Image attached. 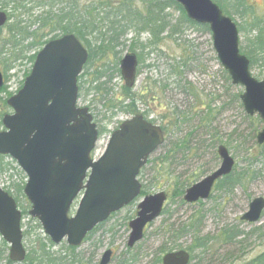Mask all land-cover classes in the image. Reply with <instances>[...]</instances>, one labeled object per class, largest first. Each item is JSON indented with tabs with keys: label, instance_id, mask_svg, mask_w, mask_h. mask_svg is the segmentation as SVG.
I'll use <instances>...</instances> for the list:
<instances>
[{
	"label": "rangeland",
	"instance_id": "obj_1",
	"mask_svg": "<svg viewBox=\"0 0 264 264\" xmlns=\"http://www.w3.org/2000/svg\"><path fill=\"white\" fill-rule=\"evenodd\" d=\"M32 1L38 2V0ZM90 1L92 0H81V6L87 5ZM248 1L263 18L264 0ZM213 2L218 4L216 0ZM141 3V0H138L139 11L145 13V6ZM223 5L230 13L229 18L239 26L243 20L241 21L232 10L234 2L227 1ZM27 7L31 10L34 8L33 5ZM0 11L6 12L1 7ZM18 14L21 16L28 14L27 20L31 21L35 11L31 14L25 10L12 12L13 16ZM158 16L163 18L166 26L157 41L153 40L150 28L140 33L135 30L136 28L134 30L129 28L119 39L117 46L110 44L109 49L104 52L105 55L100 58L98 55L94 56V61L84 73L88 75L86 78L88 80L91 79L89 77L91 72L102 65L118 66L126 53L139 55L141 68L132 93H139V88L142 86L152 87L156 101L154 98H149L147 111L149 116L156 119L158 126L163 128L165 143L149 157L148 164L140 171L138 181L142 188L145 187L146 196L159 192L167 195L165 204L167 214L148 227L143 240L124 256L129 232L127 226L135 218L136 206L143 199L139 197L112 215L74 253L66 250L65 241L59 245L49 243L52 246H49L47 251L52 259L60 260L50 263L46 259L37 264H97L106 250H111L113 253L109 264H118L123 256L128 257L137 253L139 260L136 264H151L154 259L162 257L163 247L165 251L185 250L192 244L191 236L182 235L176 238L168 228L170 225L174 226V230L184 227L199 213L203 215L202 236L216 238L225 228L229 230L236 228L241 236L225 245L212 239L213 242L208 245L207 250L195 251L191 264H244L264 250V211L261 220L256 224L250 225L240 221V217L247 212L252 200L264 199V145L258 146L255 141L257 133L262 128V121L258 116L249 117L244 112L240 102L244 90L231 84L227 73L217 60L209 30L185 22L175 6L167 8ZM12 23V20H8L1 28L0 41L8 34V25ZM257 35V30L239 33V48L243 55L246 56V47ZM96 39L95 35H92L88 42L89 46L87 43L83 44L89 54L99 45ZM8 44L0 55V71L4 76L6 88L4 93H0V123L4 114L12 113L5 102L22 87L33 64H30L29 58L39 51L14 55L15 61H12L13 52L9 48L12 44L11 42ZM3 58L6 61L2 60ZM91 66L92 70H90ZM250 73L257 81L264 79V67L261 68L260 65L250 67ZM113 78L115 79L107 84L108 88H111L109 98L123 99L122 107H124L126 96L123 83L119 77L113 76ZM105 82L108 80L106 79ZM86 89H89V86L85 85L83 99L78 101L77 105L92 109L101 132L91 154L96 160L103 154L111 132L129 116L123 110L111 116V113L105 110V98L99 93L87 94ZM135 112H137L136 108ZM206 114L208 116H205ZM2 130L0 124V131ZM181 142H185L187 148H190L183 154L174 149ZM219 145L226 147L234 160L235 172L245 174L244 185L236 187L229 196L213 190L209 200L203 202L201 206L181 204L175 194L177 185L182 184L185 191L216 170L220 165L216 154ZM3 163L8 166L0 177V188L9 191L23 214L21 227L23 233H28L27 236H23V245L28 254L31 250H36L40 243L47 244L48 237L38 221L27 215L30 205L23 193L18 196L14 193V185H18L23 190L26 183L25 174L9 157H5ZM77 205L78 201L73 204L70 216L74 215ZM7 260L8 246L4 247L0 237V264H6Z\"/></svg>",
	"mask_w": 264,
	"mask_h": 264
},
{
	"label": "water",
	"instance_id": "obj_2",
	"mask_svg": "<svg viewBox=\"0 0 264 264\" xmlns=\"http://www.w3.org/2000/svg\"><path fill=\"white\" fill-rule=\"evenodd\" d=\"M186 18L206 25L213 49L232 85L244 89L240 101L248 116L258 115L262 129L256 143L264 145V79L257 81L249 72V60L239 51L236 24L212 0H173ZM0 11V29L7 23ZM264 41V34H263ZM88 53L72 34L47 42L37 53L21 89L6 100L12 110L1 119L0 155L14 160L27 177L23 189L31 209L52 244L62 241L79 247L88 233L112 214L133 202L141 192L137 177L147 159L164 143L160 127L141 116L124 121L108 140L97 159L91 153L98 142V131L87 108L77 107V78ZM137 60L127 53L120 61L126 88L136 83ZM4 85L0 71V88ZM220 166L185 190L183 201H206L215 182L228 176L234 160L223 145L217 148ZM80 193H82L80 195ZM80 201L73 216L72 203ZM167 196L164 192L145 196L137 205L136 217L129 222L127 247L143 239L144 228L160 216ZM264 199L256 198L240 220L250 225L261 220ZM0 236L9 246L8 258L20 264L26 258L22 244L21 213L16 202L0 188ZM112 252L103 253L98 264H109ZM185 251L168 253L162 264H188Z\"/></svg>",
	"mask_w": 264,
	"mask_h": 264
},
{
	"label": "trees",
	"instance_id": "obj_3",
	"mask_svg": "<svg viewBox=\"0 0 264 264\" xmlns=\"http://www.w3.org/2000/svg\"><path fill=\"white\" fill-rule=\"evenodd\" d=\"M216 1L218 2L217 5L222 10L223 14L228 17H230V13L223 4L225 2L227 3V1L234 2V5L231 8L234 13L239 16L241 21L243 20V22H241L238 26L239 33L244 34L256 30L258 31V35L254 38V40L250 41V45L246 47L245 54L250 61V67L260 65L261 68H263L264 42L262 39V33L264 30V17L262 18L257 14V9H254L253 5L248 0ZM141 2V4L145 6V13H140L138 0H92L88 2L87 5L83 4V6H81V0H38V2H34L32 0H0V7L6 11L8 20H12L13 22L12 25H8V34L0 41V55L3 53L2 49L6 47L5 45L9 42L12 44V46H9L11 49L10 51L13 52L12 61H15L14 55H23L26 52L38 51L47 42L58 39L64 35L72 34L82 43V45L87 43V46H89L88 42L91 36L95 35L99 45L90 54L88 53V61H90L96 55H98L99 58L105 55L104 52L109 49L110 44L117 46L119 39L129 28H132L133 30L136 28L135 30L139 33L144 29L150 28L153 40L157 41L166 26V23L163 22V18L158 15L162 14L171 6H175L177 8V10L182 14L185 22L196 26L195 23H192L186 18L183 9L173 0H141ZM29 5H33L34 8L31 10V8L27 7ZM21 10L28 11L30 14L35 11L34 18L29 21L27 20L29 17L28 14H23L22 16L21 14H18V16L12 15V12ZM156 12L158 15H156ZM202 27L208 29L207 26ZM36 54L37 53H33L29 58L30 64L33 63ZM2 60L6 61L5 58ZM111 70L112 68L110 67H101L97 72L91 74V76H89L91 79L86 82L89 89L86 90L87 94L91 92L96 94L99 93L102 98H105L106 111H109L111 116H115L118 111L120 112L123 110L127 113L128 110L126 106L122 107L123 101L119 102L118 99L113 97L109 98L111 88H108V82H100L102 78L109 79V81L113 78L114 73H112ZM5 90L6 88L4 85L0 89V93H4ZM128 94V90H125L126 97ZM190 94H192V92ZM136 101L137 100H133V103ZM204 108L205 106L202 110H204ZM208 109L209 108L207 107V110ZM113 111L115 113H113ZM205 116H208V114ZM174 149L175 151H181L182 154L185 151L190 150V148H187L185 142H181L180 145H176ZM4 159L5 157L0 156V163H2L0 164V177L4 173L5 167L8 166L3 163ZM245 180V174H237L234 168L230 175L224 177L215 185V190L229 196L233 193V190L236 187L244 185ZM13 188L15 195L18 196L21 194L22 189L18 185H14ZM183 189H185L184 186L180 184L177 185V189L175 190L176 197L180 199L181 204H184L181 200L184 193ZM7 193L11 195L9 191ZM144 195H146L145 187L142 188L140 197ZM202 204L203 202H199L196 205L201 206ZM163 213L167 214V210H164ZM103 224H100L91 233H89L84 242L88 241L91 236H93V234L102 227ZM168 229H170L173 236L176 238H179L182 235H189L192 237V244L185 249L190 254V263L194 260L193 254L195 251L207 250L209 247L208 245L213 242V240L218 241L219 244L225 245L231 243L236 237L241 236V233L236 228H231L230 230L225 228L216 238L202 236L203 215L200 213L193 216L184 227H179L174 230V226L170 225ZM27 234V232H24V236H27ZM46 243L47 244L40 243L36 250H31L27 254L24 263L37 264V262H42L46 259L48 262L52 263L55 260H60L59 258L52 259L49 251H47L49 246L52 245L49 244L50 241L48 239H46ZM2 244L6 248V244L3 241ZM66 250L70 253H74L76 248L66 247ZM129 252H131L130 249L126 248L124 256ZM124 256L118 261V264H136L139 260L138 253L131 254L128 257ZM6 264L12 263L7 260ZM151 264H160V258L154 259ZM244 264H264V250L259 252V254L251 258L249 262Z\"/></svg>",
	"mask_w": 264,
	"mask_h": 264
},
{
	"label": "flooded vegetation",
	"instance_id": "obj_4",
	"mask_svg": "<svg viewBox=\"0 0 264 264\" xmlns=\"http://www.w3.org/2000/svg\"><path fill=\"white\" fill-rule=\"evenodd\" d=\"M127 54V53H126ZM125 55H123V57H124ZM122 57V58H123ZM135 57H136V60H137V67H136V81H137V77H138V74H139V72H140V61H139V55H135ZM99 58V57H98ZM122 60V59H121ZM120 60V61H121ZM94 60H93V58H92V60H90V61H88L87 60V63H86V65L83 67V69H82V72H81V74L79 75V77L77 78V89H78V94H77V103H78V101H80L81 99H83V92H84V88H85V85H87V81L90 79H86V77H87V75L84 73V70H88V66H89V64H91L92 62H93ZM120 61H119V65L118 66H115V65H113V66H108V65H102V66H100V67H98V68H96L95 70H93L92 72H91V74H93V73H95V72H97L101 67H110V68H112V73H114V76H117V77H119L120 79H121V81H122V83H123V86H124V89L125 90H128V92H129V94L127 95V97H126V99H125V106H126V108H127V110H128V112L126 113L128 116H129V118H127L126 120H129V119H131V118H133L134 116H141L146 122H149V123H151L152 125H156V126H158V124H157V121H156V119H154V117H152V116H149V111H147V109H148V102H149V98H154L153 97V91H152V87H146V86H142V87H140L139 88V93H137V94H135V93H132L133 91H134V88H135V84H134V87L133 88H126L125 87V85H124V82H123V79H122V76H121V72H120ZM92 66H93V64H92ZM92 66L90 67V70H92ZM115 78H112L110 81H109V79H107L108 80V84L112 81V80H114ZM104 81H106V78H102V80H100V82H104ZM133 100H137L135 103H133ZM118 101L120 102V101H124L123 99H118ZM154 101H156V98H154ZM124 103V102H123ZM78 107H80L81 108V106H79L78 105ZM82 108H87V107H82ZM135 108H136V111L137 112H135ZM87 110H88V112L91 114V116H92V118H93V122H94V124L96 125V128H97V131H98V135H100V130H99V128H98V126H97V123H96V120H95V116L92 114V109L89 107V108H87ZM106 110V109H105ZM155 118H157V117H155ZM95 120V121H94ZM125 121V120H124ZM122 123V122H121ZM120 123V124H121ZM120 124H119V126H120ZM118 126V127H119ZM117 127V128H118ZM158 127H160V126H158ZM116 128V129H117ZM160 129L162 130V133H163V135H164V130H163V128L162 127H160ZM220 146V145H219ZM217 157H218V155H217ZM219 158V157H218ZM220 160V159H219ZM226 177V176H225ZM224 178V177H223ZM222 178V179H223ZM222 179H220V180H222ZM220 180H217L216 182H215V184L213 185V188H212V191H211V195H212V192H213V190H215V185L220 181ZM185 192V191H184ZM183 195H184V193H183ZM183 195H182V198H181V200H182V202L185 204V205H195V204H197V203H199V202H197V203H195V204H188V203H185L184 201H183ZM211 195H210V197H211ZM167 196V195H166ZM209 197V198H210ZM209 198L206 200V201H208L209 200ZM166 202H167V199H166ZM166 202L164 203V205H163V208H162V211H161V214H160V216L157 218V219H159L161 216H163V215H165L163 212H164V210H166L165 208V204H166ZM140 203V202H139ZM138 203V204H139ZM127 207V206H126ZM136 213H137V206H136ZM135 217H136V215H135ZM133 220V219H132ZM131 220V221H132ZM154 223V222H153ZM153 223H151V224H148L145 228H144V231H143V235L145 234V231H146V229L148 228V227H150ZM128 225H129V223H128ZM128 227V226H127ZM128 229H129V227H128ZM129 233H130V230H129V232H128V236H129ZM24 236V235H23ZM128 239V238H127ZM126 245H127V243H126ZM164 246H166V245H164ZM127 249H130V248H128V247H126ZM164 248V251H161V253H162V257L160 258V264H162V258L166 255V254H168V253H174V252H178V251H185V252H187L188 254H189V252L188 251H186V250H184V249H168V250H166L165 251V247H163ZM169 250H172V251H169ZM188 264H191L190 263V254H189V263Z\"/></svg>",
	"mask_w": 264,
	"mask_h": 264
}]
</instances>
